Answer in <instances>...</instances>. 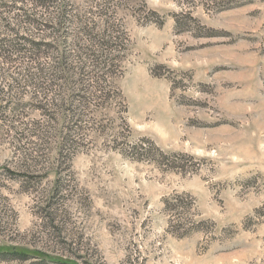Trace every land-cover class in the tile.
Wrapping results in <instances>:
<instances>
[{
	"label": "rangeland",
	"instance_id": "374dc122",
	"mask_svg": "<svg viewBox=\"0 0 264 264\" xmlns=\"http://www.w3.org/2000/svg\"><path fill=\"white\" fill-rule=\"evenodd\" d=\"M12 2L0 264H264V0Z\"/></svg>",
	"mask_w": 264,
	"mask_h": 264
},
{
	"label": "trees",
	"instance_id": "16d2710c",
	"mask_svg": "<svg viewBox=\"0 0 264 264\" xmlns=\"http://www.w3.org/2000/svg\"><path fill=\"white\" fill-rule=\"evenodd\" d=\"M49 0H39V2L42 4V3H47ZM50 1H53V0H50ZM1 7H4V8H9V11H12V10H14V9H21L20 7L18 8V6L14 3V2H12L10 5L8 4V5H0V8ZM24 13H25V15H26V17H27V19L28 20H26V21H28V22H33V23H40V24H42L43 22H38L32 15H29V13H28V10L27 11H24ZM22 21V20H21ZM18 36V35H17ZM22 38L25 40V43H21V45L19 46V41L17 42V47L15 46V51H21V50H23V49H27V46L29 45V46H35L34 48H35V50H37V52L36 53H33L34 55H37V56H39V53L42 55V54H44L45 53V50H43V42H42V40H37L36 38H34V37H32V35H30V36H28V37H26L25 35L24 36H22ZM3 41H5L4 39H3ZM24 46V47H23ZM22 47V48H21ZM29 56H31V55H29ZM34 67H37L39 70H40V72H44V67L45 66H42L40 63H38V62H36L35 61V66ZM46 71V70H45ZM39 80V79H38ZM40 82H44V80H42V78H41V80H40ZM6 253V252H5ZM1 253V254H3L4 256L5 255H7L8 256V254L9 253ZM13 256L15 255V257H17V258H20V259H27V257L29 256L28 254H16V253H11ZM57 262V261H56ZM58 263H61V264H68V263H66V262H64V261H60V262H58Z\"/></svg>",
	"mask_w": 264,
	"mask_h": 264
}]
</instances>
